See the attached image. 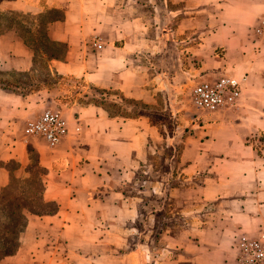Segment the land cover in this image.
I'll list each match as a JSON object with an SVG mask.
<instances>
[{"label": "crops", "instance_id": "obj_1", "mask_svg": "<svg viewBox=\"0 0 264 264\" xmlns=\"http://www.w3.org/2000/svg\"><path fill=\"white\" fill-rule=\"evenodd\" d=\"M145 6L149 16L130 12L128 0H0L1 75L35 74L40 56L47 73L145 105L162 92L170 116L187 78L245 79L236 107L202 111L177 134L150 110L122 117L77 100L56 107L64 94L56 84L0 87V191L34 165L40 199L53 205L26 215L0 264H238L237 237L264 231V36L256 32L264 0H149L136 11ZM11 13L30 19H4ZM40 41L63 52L38 55ZM48 107L69 122L55 147L22 135ZM165 132L166 146L180 148L174 162L152 165Z\"/></svg>", "mask_w": 264, "mask_h": 264}, {"label": "rangeland", "instance_id": "obj_2", "mask_svg": "<svg viewBox=\"0 0 264 264\" xmlns=\"http://www.w3.org/2000/svg\"><path fill=\"white\" fill-rule=\"evenodd\" d=\"M129 6H132L134 10H130L133 14L142 13L149 16L151 14L150 6H145L144 10L139 7L136 11V4L138 2H144L149 0H128ZM131 15V14H130ZM4 19L11 18L15 20H28L29 16L11 13L5 14ZM3 17H1L3 19ZM43 40V36H42ZM32 44V43H30ZM33 48L36 54L43 53L61 54L63 52V46L40 41L33 44ZM36 66L38 72L35 74H20L11 73L9 75H1L0 79H7L10 82H17L21 84V87L13 88L16 92L26 93L30 88L40 86L42 84L53 85L56 84L60 88H64V94L54 99L56 107H61L62 104L77 100L84 104L89 100H96L103 102L104 105L110 107L112 111H119L123 114H135L140 110L142 113L150 110V116L152 122H155L167 132L185 133L191 127L186 126L190 121H195V118L202 113L201 110L196 109L190 100V91L195 83V78H187L183 80L174 93V99L176 100V107L174 115L168 114L164 105V97L162 92H158L156 97V104L145 105L141 101H134L127 98H122L121 94H115L113 91L102 92L103 89L97 87L86 86L79 79L71 77H60L58 75H52L46 71L45 58H36ZM166 97V96H165ZM53 107V108H56ZM185 125V126H184ZM167 132H165V139L161 141L158 149L153 154H150L148 162L152 165H160L165 162H174L175 154L180 148V142L177 141L176 149L167 147ZM11 166V164H10ZM13 167V165H12ZM31 173L24 179H13L8 187L5 188L3 193L0 194V257L4 248L7 250H14L17 246L16 240L19 235V230L23 229L24 216L34 213L48 212L53 209V205H44L41 203L40 193L41 186L38 181L39 169L34 165L30 167ZM24 215V216H23ZM12 217V218H11ZM12 232V235L8 233ZM5 237V238H4ZM4 258V257H3ZM2 258V259H3ZM1 260V259H0Z\"/></svg>", "mask_w": 264, "mask_h": 264}, {"label": "built area", "instance_id": "obj_3", "mask_svg": "<svg viewBox=\"0 0 264 264\" xmlns=\"http://www.w3.org/2000/svg\"><path fill=\"white\" fill-rule=\"evenodd\" d=\"M256 32L264 36V21L259 24ZM93 45L101 47L99 37ZM244 81V77L224 75L213 81L197 82L190 91L191 103L196 109L206 112L232 109L241 98ZM68 133L69 122L59 108H45L36 118L26 120L22 127L25 139H40L48 147L58 145ZM235 245V260L238 264H264V231L255 235L240 234Z\"/></svg>", "mask_w": 264, "mask_h": 264}, {"label": "trees", "instance_id": "obj_4", "mask_svg": "<svg viewBox=\"0 0 264 264\" xmlns=\"http://www.w3.org/2000/svg\"><path fill=\"white\" fill-rule=\"evenodd\" d=\"M2 75H5V74H2ZM0 87H3V88H7V89H11L13 91H15L14 89L17 88V87H21V84L17 83V82H10V81H7V79H0ZM39 86H35V88H30L29 90H26L28 92H31V90H36ZM14 88V89H13ZM26 92V93H28ZM102 92H108V90H102ZM115 94H120L119 92L117 91H113ZM87 103H92L94 105H97V106H100L102 107L104 110H106V112L110 115V116H122V117H134L135 115L138 114V112H136L135 114H123L119 111H112L110 109V107L104 105L103 102H98L96 100H89ZM140 114H142V112L140 111ZM5 190V188L3 190L0 191V194L3 193V191ZM41 203L44 204V205H48L46 203H44L41 199ZM35 214V213H34ZM36 214H39V213H36ZM24 216V215H23ZM12 218V217H11ZM24 218V225H23V229H24V226H25V222H26V215L23 217ZM23 229H20L19 230V235L20 233L22 232ZM8 235H12V232L8 233ZM19 235L17 236V240H16V244L18 246V241H19ZM5 238V237H4ZM16 246V248H17ZM16 248L14 250H7L6 248H4V251L1 252V257L0 259H2L3 257L5 256H8V255H11L15 252Z\"/></svg>", "mask_w": 264, "mask_h": 264}]
</instances>
